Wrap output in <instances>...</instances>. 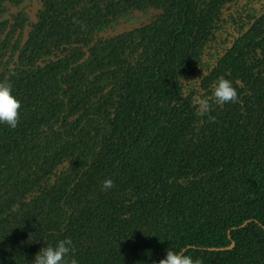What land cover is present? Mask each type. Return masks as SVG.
<instances>
[{
    "label": "trees",
    "instance_id": "16d2710c",
    "mask_svg": "<svg viewBox=\"0 0 264 264\" xmlns=\"http://www.w3.org/2000/svg\"><path fill=\"white\" fill-rule=\"evenodd\" d=\"M21 2L0 21L21 105L0 124V264L62 239L78 264H264V0Z\"/></svg>",
    "mask_w": 264,
    "mask_h": 264
},
{
    "label": "clouds",
    "instance_id": "9594fccd",
    "mask_svg": "<svg viewBox=\"0 0 264 264\" xmlns=\"http://www.w3.org/2000/svg\"><path fill=\"white\" fill-rule=\"evenodd\" d=\"M212 96L218 104L236 103L238 101V94L232 82L222 76L214 81ZM201 103L204 104L206 101H201ZM20 107L19 100L12 94L11 86L0 82V124L10 128L17 127ZM111 186V180L103 182L104 189H109ZM74 252L72 241L62 239L53 245L46 244L44 248L38 250L30 264H78ZM158 264H201V261L199 258L194 259L191 255H185L183 249L174 251L168 248Z\"/></svg>",
    "mask_w": 264,
    "mask_h": 264
},
{
    "label": "flooded vegetation",
    "instance_id": "af4514ba",
    "mask_svg": "<svg viewBox=\"0 0 264 264\" xmlns=\"http://www.w3.org/2000/svg\"><path fill=\"white\" fill-rule=\"evenodd\" d=\"M14 1L16 0H0V21L8 20L12 21V14L15 13V9L13 7ZM22 3V7H24L25 12L29 16V20H33L35 18V12L38 7H40L42 0H24ZM19 6V9L20 7Z\"/></svg>",
    "mask_w": 264,
    "mask_h": 264
},
{
    "label": "water",
    "instance_id": "95a60500",
    "mask_svg": "<svg viewBox=\"0 0 264 264\" xmlns=\"http://www.w3.org/2000/svg\"><path fill=\"white\" fill-rule=\"evenodd\" d=\"M233 245H234V243H231V245L227 248V250L232 249Z\"/></svg>",
    "mask_w": 264,
    "mask_h": 264
}]
</instances>
